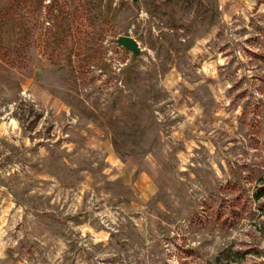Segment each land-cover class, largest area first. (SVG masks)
Listing matches in <instances>:
<instances>
[{"label": "rangeland", "instance_id": "rangeland-1", "mask_svg": "<svg viewBox=\"0 0 264 264\" xmlns=\"http://www.w3.org/2000/svg\"><path fill=\"white\" fill-rule=\"evenodd\" d=\"M260 189L264 0H0V264H264Z\"/></svg>", "mask_w": 264, "mask_h": 264}, {"label": "water", "instance_id": "water-1", "mask_svg": "<svg viewBox=\"0 0 264 264\" xmlns=\"http://www.w3.org/2000/svg\"><path fill=\"white\" fill-rule=\"evenodd\" d=\"M118 44L120 46L125 47L126 49L132 50L133 52L139 51L137 43L133 39H131L129 37H121V38H119Z\"/></svg>", "mask_w": 264, "mask_h": 264}, {"label": "trees", "instance_id": "trees-1", "mask_svg": "<svg viewBox=\"0 0 264 264\" xmlns=\"http://www.w3.org/2000/svg\"><path fill=\"white\" fill-rule=\"evenodd\" d=\"M264 197V189H260L256 194L255 198L258 200L260 198Z\"/></svg>", "mask_w": 264, "mask_h": 264}]
</instances>
